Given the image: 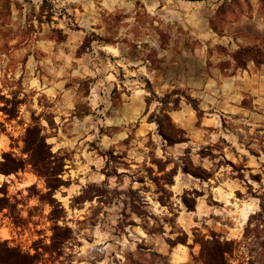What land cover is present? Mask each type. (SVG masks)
Returning a JSON list of instances; mask_svg holds the SVG:
<instances>
[{"label": "rangeland", "instance_id": "obj_1", "mask_svg": "<svg viewBox=\"0 0 264 264\" xmlns=\"http://www.w3.org/2000/svg\"><path fill=\"white\" fill-rule=\"evenodd\" d=\"M253 46L264 0H0V170L21 168L0 174V243L38 264H206L214 244L264 264V65L233 58Z\"/></svg>", "mask_w": 264, "mask_h": 264}, {"label": "trees", "instance_id": "obj_2", "mask_svg": "<svg viewBox=\"0 0 264 264\" xmlns=\"http://www.w3.org/2000/svg\"><path fill=\"white\" fill-rule=\"evenodd\" d=\"M234 61L236 62L237 68L246 69L249 63H254L257 67L264 65V53L262 49L258 46L253 47H241L238 49L233 55ZM169 97L166 96V99ZM162 108L159 115H157V120L155 121L158 125L159 132L163 139L169 145H175L177 143L183 142L182 134L183 132L177 129L172 122V119L169 115V102L167 100H163ZM195 109L198 111L199 108L195 106ZM25 144L27 147V152L31 156H41V162H46L48 159L45 157V152L43 151V147L46 146V139L42 136L41 131L38 128H31L28 130L27 137L25 140ZM5 158H8L6 155ZM12 163L16 164L15 160L9 158ZM7 161V160H6ZM5 161V162H6ZM5 166L3 169L0 170V174L9 175L20 167H6L5 163L1 164ZM37 166V165H35ZM49 169V167H47ZM52 169V168H51ZM175 171L170 172L169 176L173 175ZM47 174H51L50 171ZM45 174L44 176L48 175ZM56 175L55 172L51 174V177ZM50 177V178H51ZM50 180V179H49ZM51 186L50 188H53ZM222 254V255H221ZM0 264H38L35 257L24 253L23 251L17 248H11L7 244L0 243ZM206 264H226L224 260L223 252L219 245H213L207 254Z\"/></svg>", "mask_w": 264, "mask_h": 264}]
</instances>
